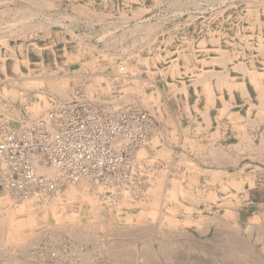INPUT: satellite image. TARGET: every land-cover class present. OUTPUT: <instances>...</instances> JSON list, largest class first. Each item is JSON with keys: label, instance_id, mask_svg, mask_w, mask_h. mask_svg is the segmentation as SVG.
I'll use <instances>...</instances> for the list:
<instances>
[{"label": "rangeland", "instance_id": "obj_1", "mask_svg": "<svg viewBox=\"0 0 264 264\" xmlns=\"http://www.w3.org/2000/svg\"><path fill=\"white\" fill-rule=\"evenodd\" d=\"M145 2L157 5L154 13L135 14L129 29L107 32L115 37L106 44L99 46L105 36L86 29L80 45L75 38L67 48L54 36L33 40L36 53L45 48L44 63L5 61L0 114L20 127L82 90L107 110L132 105L175 126L172 111L197 104L195 111L213 131L218 122H229L223 129L228 169H206L226 159L216 149L215 134L211 149L187 142L201 160L188 164L199 169H174L172 151L160 146L162 137L171 141L176 132L158 127L139 151L148 169L143 188L133 194L115 195L119 191L88 181L86 193L64 197L53 213L35 199L0 191V264H264V0ZM46 16L23 14L3 32L13 44L24 32L40 36L46 31L31 28L30 17L42 22ZM31 58L37 61L38 55ZM205 68L213 70L210 85ZM197 72L202 74L195 79ZM255 72L263 74L260 84L251 80ZM91 84L96 87L90 93ZM204 85L212 89L211 99ZM72 186L80 187L65 183L54 197L75 195Z\"/></svg>", "mask_w": 264, "mask_h": 264}, {"label": "built area", "instance_id": "obj_2", "mask_svg": "<svg viewBox=\"0 0 264 264\" xmlns=\"http://www.w3.org/2000/svg\"><path fill=\"white\" fill-rule=\"evenodd\" d=\"M158 127L147 110L132 105L107 110L82 90L20 127L0 114V191L41 203L63 184L87 179L96 188L119 191L115 195L133 194L143 188L148 169L139 151Z\"/></svg>", "mask_w": 264, "mask_h": 264}, {"label": "crops", "instance_id": "obj_3", "mask_svg": "<svg viewBox=\"0 0 264 264\" xmlns=\"http://www.w3.org/2000/svg\"><path fill=\"white\" fill-rule=\"evenodd\" d=\"M45 2V6L41 5V8H38V0H0V74L6 76V73L3 72V66L5 70H7V62L5 61H20L25 59L28 63H44L46 60V53L43 51L45 48H40V53L35 52L36 43L33 41L38 38H48L49 36H54L59 42H64V47L67 48L68 43L73 41L75 38L78 40V45L80 44V38H84L86 36V29L97 30L100 36H105L102 40L103 43H99V46L106 44L108 39H111L115 36L106 37L107 32H111L113 30H127L134 24V15H147L154 13L156 10L155 5H150L145 2V0H126L123 1L122 4L116 5L114 2H106V0H102L100 2H96V0H84L83 2H77V0H39V2ZM139 4V5H138ZM56 6V7H55ZM40 7V6H39ZM19 11V12H18ZM23 14H45L47 15L42 22L38 21L37 17H30V26L41 29L43 34L38 36L37 34L28 35L26 32L18 35L19 42H15L13 44L14 38H9L8 34L3 31H7L11 29V23L13 21H21V16ZM51 15L52 20L49 18ZM55 15V16H54ZM207 27V26H206ZM22 29V26H20ZM37 29V30H38ZM55 30H59L60 33H55ZM58 36V37H57ZM25 37V38H24ZM24 38V39H22ZM98 39V38H97ZM101 39V37H99ZM7 44V46H6ZM19 45L22 47L20 48ZM34 50L32 52L35 55H38L37 61L32 60L33 54L30 50ZM21 49L23 51H21ZM14 50V51H13ZM43 51V52H42ZM24 53V54H23ZM15 54V55H14ZM27 55V56H26ZM13 56V57H12ZM15 56V57H14ZM40 56V57H39ZM10 57V58H9ZM205 61H211V57L205 56ZM201 58L200 60L204 59ZM24 60V61H25ZM12 64L14 62H11ZM171 63L167 66L169 69L172 66ZM6 65V66H5ZM16 65V63H14ZM25 68V65H21V68ZM206 67H208L206 65ZM27 68V67H26ZM199 68L198 70H200ZM12 72L14 71L13 66H11ZM197 70V71H198ZM202 71V69L200 70ZM205 80L206 83L212 81V73L213 70L210 68H205ZM8 73V72H7ZM202 72H197L195 74V79L200 76ZM199 87H196V90ZM202 89V86H201ZM200 89V90H201ZM203 90V89H202ZM201 90V91H202ZM262 93V97H263ZM184 104V103H183ZM189 104H186L182 108L174 109L172 111L173 114V122H175V126L172 123L166 122H158L160 123L159 128L162 131H168L169 133L176 132L174 134V138L171 141H168L164 137L161 138L165 144L161 147L166 148L172 151V156L174 157V169H181L185 171L186 169H199L198 166L190 167V160H197V153L190 148L187 144L188 140L197 141L200 145L206 148H213V138L212 135H216V149L221 151V154L226 156V159L221 158V162L219 165L211 166L206 169H216L218 171L228 169V155L226 152H229V147L224 146L223 142L227 140V137L224 135L223 129L229 126L228 121L218 122L216 129L213 131L212 126L208 125L205 122L204 118H202V114H199L198 105L194 104L193 107ZM193 109L196 115V119L193 118V115H189L187 108ZM202 112L206 111V106L200 109ZM202 118V119H201ZM197 127V128H196ZM175 128V130H174ZM221 131V133L217 136V132ZM212 130V131H211ZM197 131H201L197 133ZM212 132V134L210 133ZM221 144H220V143ZM226 152H225V151ZM176 159V160H175ZM186 159L188 161H186ZM194 163L201 165V160L198 159ZM203 169V168H202Z\"/></svg>", "mask_w": 264, "mask_h": 264}, {"label": "bare ground", "instance_id": "obj_4", "mask_svg": "<svg viewBox=\"0 0 264 264\" xmlns=\"http://www.w3.org/2000/svg\"><path fill=\"white\" fill-rule=\"evenodd\" d=\"M27 1H28V0H27ZM40 3H41V2H40ZM44 5H45V4H44ZM0 9H1V8H0ZM18 12H19V11H18ZM79 45H80V44H79ZM6 46H7V44H6ZM19 47L22 48L20 45H19ZM78 50H79V49H78ZM23 54H24V53H23ZM77 54H78V52H77ZM26 56H27V55H26ZM12 57H13V56H12ZM14 57H15V56H14ZM9 58H10V57H9ZM80 59H81V58H80ZM24 60H25V59H23V60H21V61H22V62H25L26 60H25V61H24ZM158 60H159V59H158ZM16 62H17V61H16ZM221 62H222V61H221ZM22 64H23V63H22ZM26 64H28V62H27ZM17 65H18V63H17ZM175 65H176V64H175ZM26 66H27V65H26ZM134 66H135V65H134ZM237 66H238V65H237ZM13 67H14V66H13ZM241 67H242V66H241ZM177 68H178V67H177ZM237 68H240V66H238ZM16 69H17V68H16ZM240 69H241V68H240ZM240 69H239V70H240ZM18 70H19V69H17V71H18ZM242 70H243V69H242ZM172 71H173V70H172ZM175 71H176V70H175ZM253 72H254V71H253ZM215 73H216V72H215ZM121 74H122V73H121ZM123 74H124V73H123ZM218 75H219V74H218ZM258 75H261V74H259L258 72H257V73L255 72V74L252 73L253 79H251V80H252V81L254 80L256 83H257V82H258V83L261 82V81H259V79H258ZM262 75H263V74H262ZM262 75H261V76H262ZM23 76H24V75H23ZM33 76H34V75H33ZM261 76H259V77L261 78ZM263 76H264V75H263ZM213 77H214V76H213ZM220 77H221V76H220ZM10 79H11V78H10ZM123 79H124V77H123ZM42 80H43V79H42ZM14 81H15V80H14ZM39 81H40V80H39ZM97 81H98V80H97ZM203 81H204V80H203ZM204 82L206 83V80H205ZM204 82H202V83H204ZM227 82H228V81H227ZM28 83H29V82H28ZM220 83H221V82H220ZM223 83H224V82H223ZM259 84H260V83H259ZM183 85H184V84H183ZM205 85H210V84L207 82ZM205 85H204V86H205ZM223 85H224V84H223ZM261 85H262V84H261ZM261 85L258 86V87H260V89H261V87H262ZM243 86H244V85H243ZM243 86H242V87H243ZM95 87H96V86L93 85V84L89 85V86H88V89H90L89 92L91 93V89H94ZM181 87H182V86H181ZM240 87H241V86H240ZM131 88H132V87H131ZM205 88H207L206 90H207L208 93H209L208 97H210V96L212 95V94H211L212 89H210V87H206V86H205ZM263 88H264V87H263ZM263 88H262V89H263ZM180 89H181V88H180ZM180 89H179V90H180ZM208 89L211 90V92H210ZM258 89H259V88H258ZM94 90H95V89H94ZM184 91H185V89H184ZM261 92H262V91H261ZM36 94H37V93H36ZM43 94H44V93H43ZM210 94H211V95H210ZM260 94H261V96H262V93H260ZM260 94H258V96H260ZM41 96H43V95H41ZM261 96H260V97H261ZM24 97H25V96H24ZM67 97H68V96H67ZM118 97H119V96H118ZM212 97H213V96H212ZM210 99H211V97H210ZM263 99H264V97H263ZM43 100H44V99H43ZM112 100H113V99H112ZM208 100H209V99H208ZM258 100H259V99H258ZM211 101H212V100H211ZM213 101H214V100H213ZM247 101H248V100H247ZM46 102H47V101H46ZM37 105H38V104H37ZM44 105H45V104H44ZM250 105H251V104H250ZM252 105H253V104H252ZM47 106H48V105H47ZM13 108H14V107H13ZM43 108H44V107H43ZM263 111H264V110H263ZM263 111H262V112H263ZM38 114H39V113H38ZM260 114H261V113H260ZM36 115H37V114H36ZM206 115H207V114H206ZM204 119H205V117H204ZM206 121H207V120H206ZM253 122H254V121H253ZM237 126H238V125H237ZM196 128H197V127H196ZM244 135H245V134H244ZM262 144H263V143H262ZM248 145H249V144H248ZM243 148H245V147H243ZM248 149H249V148H248ZM249 151H250V150H249ZM143 154H144V153H143ZM213 154H214V153H213ZM143 157H144V156H143ZM215 159H217V158H215ZM212 162H213V161H212ZM188 165H189V164H188ZM193 169H194V168H193ZM52 171H54V170H52ZM202 171H203V170H202ZM214 172H215V171H214ZM213 174H215V173H213ZM73 185H79V186H80V187L72 186V187H73V188H72V189H73L72 192H74L75 195H72V194H69V193H68V194L62 193L61 195L59 194L58 197H54V196H53V197H49V198L43 200V201L41 202L42 205H45L44 207L47 208V209H48V208H51V211L54 213V211H55L56 208L58 207V204L61 205V203H63V201H64L63 198H64V197H65V198H67V197L69 198V197L72 196V197H75V198H76V197H79V196H81L82 194L86 193L85 191H86V188H87V186H88V180H87V179H81L79 182H76V183H74ZM70 187H71V186H70ZM165 187H166V186H165ZM165 187H164L163 189H165ZM79 188H80V189H79ZM161 191H162V190H161ZM163 191H166V190H163ZM163 191H162V192H163ZM59 192H60V190H59ZM59 192H58V193H59ZM92 192H93V191H92ZM125 192H126V191H125ZM111 193H112V192H111ZM123 193H124V192H123ZM123 193H122V194H123ZM127 193H128V192H127ZM93 194H95V193H93ZM104 194H105V193H104ZM125 194H126V193H125ZM163 194H164V196H165V192H164ZM89 195H90V194H89ZM95 195H96V194H95ZM95 195H94V196H95ZM129 195H130V194H129ZM84 196H85V195H84ZM90 196H91V195H90ZM96 196H97V195H96ZM85 197H86V196H85ZM87 197H88V196H87ZM87 197H86V200L90 198V197H89V198H87ZM106 197H107V196H106ZM128 197H129V196H128ZM130 197H131V196H130ZM130 197H129V198H130ZM162 197H163V196H162ZM95 198H96V197H95ZM97 198H98V197H97ZM111 198H112V197H111ZM125 198H126V197H125ZM159 198H160V197H159ZM33 199H34V198H33ZM33 199H26V200L29 201V200H33ZM62 200H63V201H62ZM93 200H94V199H93ZM93 200H92V201H93ZM97 200H98V199H97ZM97 200H96V201H97ZM159 200H160V199H159ZM36 201H37V200H36ZM36 201H35V202H36ZM60 201H61V202H60ZM83 201H84V200H83ZM88 201H89V200H88ZM94 201H95V200H94ZM99 201H100V200H99ZM103 201H106V200L103 199ZM89 202H91V200H90ZM161 202H162V200H161ZM37 203H38V202H37ZM37 203H35V204H37ZM94 203H95V204H99V203L93 202V203H91L92 206H93ZM107 203H109V202H107ZM165 203H166V202H165ZM165 203L162 202L163 205H164ZM104 204H105V202H104ZM160 204H161V203H160ZM37 205H39V204H37ZM63 205H64V204H63ZM61 207H62V206H61ZM61 207H59L60 209H57V210H61V211H62L63 209H62ZM23 209H24V208H23ZM31 211H33L34 213H36L37 210H32V209H31ZM63 211H65V209H64ZM63 211H62V212H63ZM46 213H47V212H46ZM57 213H58V211L55 212V214H57ZM65 213H66V212H65ZM59 214H60V211H59L58 215H59ZM61 214H63V213H61ZM99 216H100V215H99ZM2 226H3V225H2ZM0 234H1V233H0ZM1 237H2V236H1ZM2 244H3V243H2Z\"/></svg>", "mask_w": 264, "mask_h": 264}]
</instances>
